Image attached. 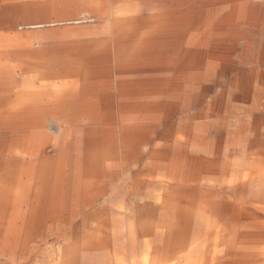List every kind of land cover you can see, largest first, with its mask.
<instances>
[{
    "label": "bare ground",
    "instance_id": "obj_1",
    "mask_svg": "<svg viewBox=\"0 0 264 264\" xmlns=\"http://www.w3.org/2000/svg\"><path fill=\"white\" fill-rule=\"evenodd\" d=\"M31 8L63 18L82 10L71 24L100 21L85 39L88 56L72 67L0 65V87L18 91L14 75L36 72L39 88L28 82L36 105L46 97L45 107L67 109L70 118L56 119L66 126L95 122L93 98L120 110L110 119L129 159L114 167L141 221L130 224L128 243L116 223L114 264H264V0H40ZM15 27L2 18L0 48L14 47L6 32ZM11 234L10 221L4 240L0 226L1 251L16 256ZM64 257L60 264L94 263Z\"/></svg>",
    "mask_w": 264,
    "mask_h": 264
},
{
    "label": "crops",
    "instance_id": "obj_2",
    "mask_svg": "<svg viewBox=\"0 0 264 264\" xmlns=\"http://www.w3.org/2000/svg\"><path fill=\"white\" fill-rule=\"evenodd\" d=\"M29 74L19 70L14 75L16 83L20 85L18 91L4 93L0 87V226L3 225L4 240L7 224L11 222V242L17 245L16 255L20 250L27 251V245L35 236L34 233H38L40 221L35 218L39 216L41 209L31 203L35 185L40 184L39 188L47 185L48 188L49 176L54 173L57 179V183L53 184L56 189L54 194L57 196V212L62 215L67 199L71 213L69 218H72L78 210L80 192L85 190L88 195L90 190L94 189L96 198L103 197L108 178L116 174L114 160L129 159L123 130L120 127L117 130L119 142L116 144V131L110 119L120 110L106 109L98 98L88 102L92 110L90 116L96 119L90 125L75 123L66 126L58 122L61 133L55 137L50 133L52 124H46L45 117L30 122L26 117L49 114L46 112L48 108L45 107L46 97L41 98V105H36L34 93L29 91L32 86L28 82L34 80V87L37 88L40 82L35 81L36 76ZM66 111L68 110L64 108L65 113H61L60 109L56 111V115L63 120L65 117L70 118L71 115ZM21 116H25V119ZM16 117L17 120L21 119L20 124L16 123ZM58 124L54 123L52 126L55 131V125ZM97 159H102V162ZM127 182L130 192V184ZM39 188L35 192V199L38 197ZM107 210L101 208L94 214L102 234L93 239L86 235L80 244L83 252L78 248L79 242L66 248L60 244L61 259L65 258V254L69 255L67 259H73L75 254L79 253L80 256H91L93 264H108L110 261L114 264L116 219L114 222L112 218L113 224H110ZM84 229L86 230V227ZM108 233L113 240H109ZM24 234L25 241L22 244ZM140 250L139 247L138 253ZM127 253L129 254L128 244Z\"/></svg>",
    "mask_w": 264,
    "mask_h": 264
},
{
    "label": "rangeland",
    "instance_id": "obj_3",
    "mask_svg": "<svg viewBox=\"0 0 264 264\" xmlns=\"http://www.w3.org/2000/svg\"><path fill=\"white\" fill-rule=\"evenodd\" d=\"M37 1L40 0H0V21L5 16L10 19L13 18L16 21V27L6 32V36L9 37L8 39H12L14 47L10 49L0 48V65L4 69L8 66L37 67L39 63L46 62L49 69L54 66L52 69L57 71L64 66L70 68L72 66H66L65 64L78 62L88 56L90 43L86 42L85 39L95 34L97 29L94 28L100 21L86 22L83 20L82 23L71 24V19L73 18L79 17L84 19V12L82 10L74 13L67 12L68 16L66 15L64 18L58 9L48 13H36L32 10L31 5ZM15 5L16 7L23 8H17L15 9L16 11L11 10L10 6ZM39 16L43 17V19L38 20L37 18ZM20 20H25L30 25L20 24ZM35 22L39 24L32 26L31 24ZM0 33L3 32L0 31ZM241 44L242 41H239L238 50L241 48ZM34 73L36 72H31L30 74L34 75ZM53 104L50 102V106L47 107L46 112L49 115L42 116L40 113V116L36 114L35 116L26 118L30 122H33L39 119V117H45L46 124H52L51 135L56 137L61 133V128L56 120L58 116L54 113L60 109ZM239 105L241 104H238V114L244 111L241 110L243 107ZM16 115L17 113L14 116ZM17 117L16 123L20 124L21 119L17 120ZM21 117L24 118L25 116ZM54 123L58 124L55 125L56 130H59L58 132L52 127ZM259 134H264V127L260 128ZM247 136L252 140L255 132L252 130ZM262 151L263 149L261 147L255 148L253 151H248L246 154L249 157H246V159H255L252 155L256 152L260 154ZM259 158L260 156L258 155L257 159ZM119 176V174H113L108 178L106 193L103 194V197L96 198L93 188L88 195H86L85 190H82L80 192L76 216L72 218H69L71 213L68 208L67 199L64 203L65 208L62 215L60 216V213L57 212L58 207L55 202L57 196L54 194L56 189L53 185L57 183V179L54 173L49 176L50 186L48 188L47 185L43 188H39L41 187L40 184L38 185L39 187L35 185L31 196V203L41 209L39 216L35 218L37 221H40L38 233H34L35 236L27 245V251L20 250L16 256L1 251L2 240L0 238V264H60V244L63 245V248H66L75 242H79L78 248L83 252L82 245L80 246V244L83 243L86 235H89L93 239L102 234L100 233V226L94 218L95 212L101 208L108 209L110 224L111 222L113 224L112 218H114V222L116 219V223L121 228L119 239L127 242L130 224H136L138 226L141 221V217L139 218L141 207L139 200L131 195V190L129 192L126 185L128 182ZM37 188H39V194L35 199ZM120 207H124L132 215L119 209ZM85 227L86 230L84 229ZM108 238L109 240H113L109 233ZM24 241L25 234L23 235L22 244H24ZM21 248H23V245ZM125 262L131 264L130 260Z\"/></svg>",
    "mask_w": 264,
    "mask_h": 264
}]
</instances>
